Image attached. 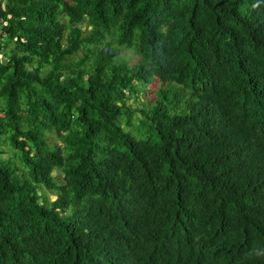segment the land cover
Listing matches in <instances>:
<instances>
[{"label": "trees", "instance_id": "trees-1", "mask_svg": "<svg viewBox=\"0 0 264 264\" xmlns=\"http://www.w3.org/2000/svg\"><path fill=\"white\" fill-rule=\"evenodd\" d=\"M93 226L264 264V0H0V264H95Z\"/></svg>", "mask_w": 264, "mask_h": 264}, {"label": "clouds", "instance_id": "clouds-1", "mask_svg": "<svg viewBox=\"0 0 264 264\" xmlns=\"http://www.w3.org/2000/svg\"><path fill=\"white\" fill-rule=\"evenodd\" d=\"M232 6L235 5H231L228 8ZM48 196L49 198L50 196H53L50 199H53L55 197V195L52 193L49 194ZM90 233L92 235V238L90 239L83 254H88L97 257L99 262L95 264H129L130 262L129 260L123 263L117 262V260L120 259L121 257L128 256L127 251L123 246H121L120 244L114 247L108 245L106 241V237L103 235L102 231L97 226H93ZM127 243L129 244V247L134 250H136L140 245L139 243L134 241H128ZM74 261L73 264H78L77 262Z\"/></svg>", "mask_w": 264, "mask_h": 264}, {"label": "rangeland", "instance_id": "rangeland-1", "mask_svg": "<svg viewBox=\"0 0 264 264\" xmlns=\"http://www.w3.org/2000/svg\"><path fill=\"white\" fill-rule=\"evenodd\" d=\"M125 53H126V55H129V58H128V60L129 61H131V60H133V59H135L136 58V54H131V51L130 50H125ZM1 58H4L3 56H1ZM131 102H132V105L131 106H133L134 107V105H135V102H133L132 101V99L130 100ZM2 155H4V153L2 154ZM53 196H50V198H52Z\"/></svg>", "mask_w": 264, "mask_h": 264}]
</instances>
